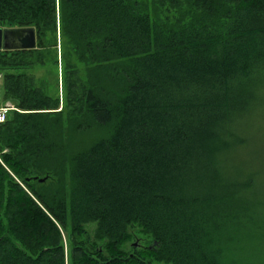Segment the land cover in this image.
I'll return each instance as SVG.
<instances>
[{
  "label": "trees",
  "instance_id": "obj_1",
  "mask_svg": "<svg viewBox=\"0 0 264 264\" xmlns=\"http://www.w3.org/2000/svg\"><path fill=\"white\" fill-rule=\"evenodd\" d=\"M1 26L36 44L0 50V264H125L134 224L128 264H264V0H0Z\"/></svg>",
  "mask_w": 264,
  "mask_h": 264
},
{
  "label": "rangeland",
  "instance_id": "obj_2",
  "mask_svg": "<svg viewBox=\"0 0 264 264\" xmlns=\"http://www.w3.org/2000/svg\"><path fill=\"white\" fill-rule=\"evenodd\" d=\"M2 29H8L7 27L1 26ZM31 74L35 77L37 82H44L47 86V92L51 95L57 94L62 101L63 95V82H62V72L60 66L53 67L48 65L44 68H35ZM90 230V237L92 238V243L95 244L98 249L104 252V256L108 257L109 252L106 249V243L103 240H95L93 238L92 228L88 227ZM64 244L66 245V237L63 234ZM153 246L152 238L149 234L145 233L141 227L138 225H131L128 228V239L116 250L114 254L115 258L121 259L123 263H127L128 259L131 257L150 259L151 248ZM128 264V263H127ZM132 264V263H131ZM151 264H166L163 262H151Z\"/></svg>",
  "mask_w": 264,
  "mask_h": 264
},
{
  "label": "water",
  "instance_id": "obj_3",
  "mask_svg": "<svg viewBox=\"0 0 264 264\" xmlns=\"http://www.w3.org/2000/svg\"><path fill=\"white\" fill-rule=\"evenodd\" d=\"M35 44L36 38L33 28L2 29L0 27V50H31L35 48Z\"/></svg>",
  "mask_w": 264,
  "mask_h": 264
},
{
  "label": "built area",
  "instance_id": "obj_4",
  "mask_svg": "<svg viewBox=\"0 0 264 264\" xmlns=\"http://www.w3.org/2000/svg\"><path fill=\"white\" fill-rule=\"evenodd\" d=\"M12 112L21 111L17 109L14 104L4 98L2 90V75L0 74V124L7 121Z\"/></svg>",
  "mask_w": 264,
  "mask_h": 264
}]
</instances>
